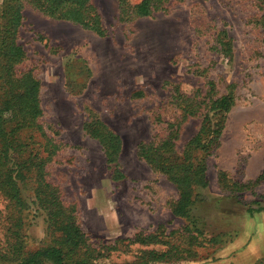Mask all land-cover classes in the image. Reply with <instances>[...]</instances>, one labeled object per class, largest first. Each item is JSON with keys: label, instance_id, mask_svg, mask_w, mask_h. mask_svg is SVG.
<instances>
[{"label": "rangeland", "instance_id": "obj_1", "mask_svg": "<svg viewBox=\"0 0 264 264\" xmlns=\"http://www.w3.org/2000/svg\"><path fill=\"white\" fill-rule=\"evenodd\" d=\"M93 2L106 28L103 36L26 4L19 39L26 57L18 69L33 70L41 81L40 120L58 145L47 177L61 199L76 208L89 242L101 250L98 262L131 263L142 250L165 248L131 242L138 233L164 239L184 227L185 220L173 212L179 197L175 183L138 155V145L157 142L165 133L159 119L181 115L172 96L177 85L205 93L208 82L215 81L220 94L235 86L236 104L218 148L207 158L205 214L210 235L232 240L206 242L200 259L174 264H264V211L246 213L249 207H264V181L237 189L218 180L221 169L243 183L264 169V0H182L130 21L120 19L118 0ZM216 29L232 39L233 57L214 48ZM139 90L142 94L135 95ZM96 116L122 137L117 165L85 129ZM201 125L202 117L185 124L179 148ZM117 169L123 178L115 179ZM30 188L24 189L31 206L24 226L28 249L56 236ZM8 203L0 195V255Z\"/></svg>", "mask_w": 264, "mask_h": 264}, {"label": "trees", "instance_id": "obj_2", "mask_svg": "<svg viewBox=\"0 0 264 264\" xmlns=\"http://www.w3.org/2000/svg\"><path fill=\"white\" fill-rule=\"evenodd\" d=\"M182 0H118L119 17L130 21L136 17L151 16L166 11ZM29 4L55 19L71 21L98 35H105L102 16L93 0H2L0 2V195L8 198V224L4 251L0 264H100L101 250L89 242L78 223L76 208L61 199L58 186L49 181L46 169L58 151V145L41 122L44 113L40 90L41 81L31 69L20 71L18 65L25 59L26 50L20 42L25 5ZM212 36L218 39L214 48L230 58L234 55L233 41L224 30L216 29ZM205 93L201 90L181 91L177 85L172 96L180 109V116L159 119L163 125L157 142H141L138 155L155 171L164 173L173 181L179 197L173 212L185 220L184 227L165 235L138 233L131 242L146 245L160 244L164 249H145L136 260L126 264H174L180 260L200 259V248L206 242L219 244L227 241L217 234L210 235L205 210L203 189L209 185L207 158L218 148L226 125L227 114L236 104L235 86L224 94L217 90L215 81H209ZM136 94H142L139 90ZM193 117H202V125L183 148L185 124ZM85 129L98 139L110 161L117 165L123 147L122 137L98 116L85 124ZM125 175L116 170L115 179ZM219 183L229 188H250L264 181V173L248 183L234 180L228 171L218 172ZM33 190L34 198L46 212L56 230V236L43 246L28 249L25 241V217L30 203L24 194L25 186ZM232 197H237L231 195ZM264 207H249L253 215ZM223 235H221L222 237Z\"/></svg>", "mask_w": 264, "mask_h": 264}, {"label": "crops", "instance_id": "obj_3", "mask_svg": "<svg viewBox=\"0 0 264 264\" xmlns=\"http://www.w3.org/2000/svg\"><path fill=\"white\" fill-rule=\"evenodd\" d=\"M221 170H223V169H221ZM220 171V170H219ZM264 173V169H262V170H260V171H258V173L253 177V178H250L249 180H251V179H256L258 176H260L261 174H263ZM264 241V240H263ZM264 245V244H263ZM228 246V245H227ZM231 247H233V246H231ZM230 248V247H229ZM244 253H246V249H245V252ZM246 255V254H245ZM253 256V255H252ZM251 256V257H252ZM259 258V254L257 255V256H255L254 258H253V260L254 261H256L257 259ZM225 262H229V260H227V261H225Z\"/></svg>", "mask_w": 264, "mask_h": 264}]
</instances>
